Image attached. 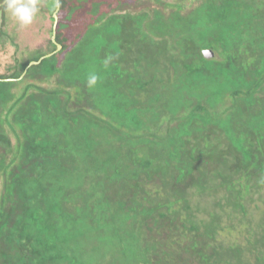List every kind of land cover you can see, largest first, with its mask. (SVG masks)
<instances>
[{
  "label": "trees",
  "instance_id": "1",
  "mask_svg": "<svg viewBox=\"0 0 264 264\" xmlns=\"http://www.w3.org/2000/svg\"><path fill=\"white\" fill-rule=\"evenodd\" d=\"M187 1L0 28V264H264V0Z\"/></svg>",
  "mask_w": 264,
  "mask_h": 264
},
{
  "label": "rangeland",
  "instance_id": "2",
  "mask_svg": "<svg viewBox=\"0 0 264 264\" xmlns=\"http://www.w3.org/2000/svg\"><path fill=\"white\" fill-rule=\"evenodd\" d=\"M149 1V4H144L151 6V9H159L168 14L172 10H175L172 7H164V5L165 3L174 4L176 0H157L158 3H155V0ZM119 3H121V5H119ZM140 4L138 0H69L68 7L61 16L60 32H63V34L72 39V41H75V37L80 35L89 25L94 24L95 20L101 18L102 15L112 13L113 11L136 12L142 9L141 6H138L137 10L133 9V7L135 8ZM193 5L194 2L186 0L184 4L185 9H183V11L185 12L186 9H191ZM60 9L61 6L56 14L58 22V12ZM54 25L55 23L53 27ZM0 28L3 30L7 29L11 35L13 34V29L17 31L15 43L18 45L19 50L26 49L28 51H34L46 47L50 38L49 30L51 28V21L46 13L43 14L42 11H39L38 15L34 17L33 22L30 25L24 26L21 25L10 12L6 11L4 22L3 17H0ZM8 55H2V53H0L1 71L4 69L3 64H6Z\"/></svg>",
  "mask_w": 264,
  "mask_h": 264
},
{
  "label": "clouds",
  "instance_id": "3",
  "mask_svg": "<svg viewBox=\"0 0 264 264\" xmlns=\"http://www.w3.org/2000/svg\"><path fill=\"white\" fill-rule=\"evenodd\" d=\"M0 3L6 8L8 12L24 26L30 25L34 17L38 13V0H0ZM54 9L58 10L60 7L59 0H55ZM96 76L90 78V83H95Z\"/></svg>",
  "mask_w": 264,
  "mask_h": 264
},
{
  "label": "water",
  "instance_id": "4",
  "mask_svg": "<svg viewBox=\"0 0 264 264\" xmlns=\"http://www.w3.org/2000/svg\"><path fill=\"white\" fill-rule=\"evenodd\" d=\"M59 10V9H58ZM58 10H56V12H55V14H54V18H55V25H54V36H53V40H55L54 39V37H55V30H56V26H57V22H58V18H57V11ZM57 46H58V49H61L62 48V46L59 44H57ZM205 53V56L206 57H210V56H212V52L210 51V50H208V51H205L204 52ZM41 61H38V62H32L31 64H30V66H32V65H36V64H39Z\"/></svg>",
  "mask_w": 264,
  "mask_h": 264
}]
</instances>
